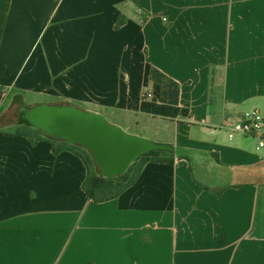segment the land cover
Masks as SVG:
<instances>
[{"label":"crops","instance_id":"obj_1","mask_svg":"<svg viewBox=\"0 0 264 264\" xmlns=\"http://www.w3.org/2000/svg\"><path fill=\"white\" fill-rule=\"evenodd\" d=\"M152 69L186 118L140 111ZM37 104L169 144L172 162L95 203L83 161L9 117ZM254 109L264 0H0V264H264V150L227 135Z\"/></svg>","mask_w":264,"mask_h":264},{"label":"water","instance_id":"obj_2","mask_svg":"<svg viewBox=\"0 0 264 264\" xmlns=\"http://www.w3.org/2000/svg\"><path fill=\"white\" fill-rule=\"evenodd\" d=\"M24 116L43 136L87 151L98 175L104 178L122 175L143 154L173 152L169 144L127 134L101 115L73 105L37 104L27 108Z\"/></svg>","mask_w":264,"mask_h":264},{"label":"trees","instance_id":"obj_3","mask_svg":"<svg viewBox=\"0 0 264 264\" xmlns=\"http://www.w3.org/2000/svg\"><path fill=\"white\" fill-rule=\"evenodd\" d=\"M121 21L117 22V25ZM152 83L153 99L148 101L142 97L140 111L168 120L186 118L188 110L178 105V85L165 75L152 69L149 74ZM53 152L68 150L75 153L85 165L86 178L82 182L81 189L85 195L95 203H101L116 198L122 191L128 188L136 180L142 166L147 162L171 163L172 158L169 153L153 151L138 157L122 174L114 178H104L96 174L92 169L90 155L83 151L78 152L77 146L69 145L65 142L51 140ZM80 148V147H79ZM82 149V148H81ZM136 163V165H135ZM94 165V164H93ZM133 165H135L133 169Z\"/></svg>","mask_w":264,"mask_h":264},{"label":"built area","instance_id":"obj_4","mask_svg":"<svg viewBox=\"0 0 264 264\" xmlns=\"http://www.w3.org/2000/svg\"><path fill=\"white\" fill-rule=\"evenodd\" d=\"M146 100L153 99V94L147 91L143 95ZM227 135L252 138L256 141V150H264V109H254L233 121L227 128Z\"/></svg>","mask_w":264,"mask_h":264},{"label":"rangeland","instance_id":"obj_5","mask_svg":"<svg viewBox=\"0 0 264 264\" xmlns=\"http://www.w3.org/2000/svg\"><path fill=\"white\" fill-rule=\"evenodd\" d=\"M25 111H26V110H21V111H18V113H17L16 111H11L9 117H10V118H18V119H22V118L24 117V113H25ZM76 150H77L78 152L83 151V149H81V148H79V147L76 148ZM86 153H87V152H86ZM135 165H136V163H135ZM135 165H133V169H134ZM92 169L97 173V170H96V168L94 167L93 164H92Z\"/></svg>","mask_w":264,"mask_h":264}]
</instances>
